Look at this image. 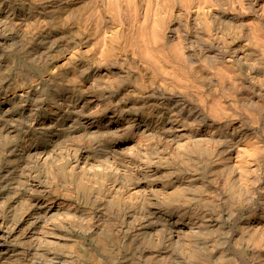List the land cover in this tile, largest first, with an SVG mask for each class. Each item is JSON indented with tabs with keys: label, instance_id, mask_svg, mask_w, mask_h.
<instances>
[{
	"label": "bare ground",
	"instance_id": "bare-ground-1",
	"mask_svg": "<svg viewBox=\"0 0 264 264\" xmlns=\"http://www.w3.org/2000/svg\"><path fill=\"white\" fill-rule=\"evenodd\" d=\"M0 81V264H264V0H0Z\"/></svg>",
	"mask_w": 264,
	"mask_h": 264
},
{
	"label": "rangeland",
	"instance_id": "rangeland-1",
	"mask_svg": "<svg viewBox=\"0 0 264 264\" xmlns=\"http://www.w3.org/2000/svg\"><path fill=\"white\" fill-rule=\"evenodd\" d=\"M2 1V0H1ZM4 1V0H3ZM15 2H18V0H11V4L12 5H15ZM50 64V63H49ZM51 65H49V66H47V70L49 69H52V67H50ZM33 78V80H35V79H37L38 77L37 76H33L32 77ZM28 83V82H27ZM20 85V86H19ZM24 85H27V84H24ZM24 85H22V84H19V83H13L12 84V90H20L21 88H23V86ZM4 86V83L3 82H1L0 81V89H1V87H3ZM15 86V87H14ZM18 86H19V88H18ZM0 158H3L4 160H9V157H7V155H9V154H4L3 152H2V150L0 149ZM10 164V163H9ZM0 179L2 180V176H3V174H7V173H9V171L7 170L6 171V169H5V164H3L2 163V165L0 164ZM13 166V167H12ZM11 166V170H15V168H14V165H12ZM1 168L3 169V170H1ZM14 168V169H13ZM2 174V175H1ZM0 180V181H1ZM6 185V184H5ZM4 184L3 185H1L0 184V191L2 190V188L5 186ZM3 186V187H2ZM10 188H9V187ZM8 186H5L6 187V190H7V192L5 193L6 194V197H7V199L9 200V201H11V203L9 204V205H7V208H8V210H10V208H13L12 206H14L15 205V198H22L23 197V194L20 192V191H18V190H16L15 188H14V186H16L14 183L11 185V184H9ZM15 189V190H14ZM1 194V193H0ZM9 194V195H8ZM16 195V196H15ZM19 195V196H18ZM14 196V198H12ZM12 198V199H11ZM11 199V200H10ZM11 239H12V237H10L9 238V241H11Z\"/></svg>",
	"mask_w": 264,
	"mask_h": 264
}]
</instances>
